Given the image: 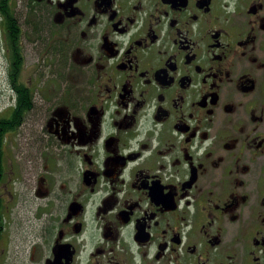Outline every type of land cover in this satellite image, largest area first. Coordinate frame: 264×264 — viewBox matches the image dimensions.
<instances>
[{"label":"flooded vegetation","instance_id":"1","mask_svg":"<svg viewBox=\"0 0 264 264\" xmlns=\"http://www.w3.org/2000/svg\"><path fill=\"white\" fill-rule=\"evenodd\" d=\"M8 12L0 200L41 228L4 261L264 264V0H0L1 32Z\"/></svg>","mask_w":264,"mask_h":264},{"label":"rangeland","instance_id":"2","mask_svg":"<svg viewBox=\"0 0 264 264\" xmlns=\"http://www.w3.org/2000/svg\"><path fill=\"white\" fill-rule=\"evenodd\" d=\"M1 30L2 29H0V107H3L5 106L4 100L6 99V95L3 92L9 84L7 79L10 61L4 32H1ZM34 36H37V34L34 33ZM24 52L27 60L25 61V65L28 70L34 67H44V59L40 45L37 43H35V45H27ZM32 207V204H20L15 207L12 206V210L8 209L9 213L6 221L7 230L5 231L7 235L5 238L9 240L10 245L7 246L3 243V239H0V264H17L14 261L10 263H7L6 260L4 261V257H6L3 254L4 250L7 255L6 259H8L9 255L11 256L12 251L17 250V247L21 248L24 246L20 252L22 253L26 247L31 246L30 240L38 234L37 232L40 230L41 225L39 221L34 218Z\"/></svg>","mask_w":264,"mask_h":264},{"label":"trees","instance_id":"3","mask_svg":"<svg viewBox=\"0 0 264 264\" xmlns=\"http://www.w3.org/2000/svg\"><path fill=\"white\" fill-rule=\"evenodd\" d=\"M2 17L5 18L2 27L3 29H5L4 34L7 43V49L10 51L9 59L13 63L14 61H18V52H20L19 48L16 47L18 40L14 38L15 28L13 24V18L11 17V14L9 12L7 15H3ZM1 142L2 140H0V151L2 149ZM8 209L9 208L7 207V204L0 200V239L3 236L4 228L6 226V220L9 213Z\"/></svg>","mask_w":264,"mask_h":264}]
</instances>
